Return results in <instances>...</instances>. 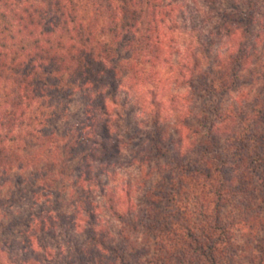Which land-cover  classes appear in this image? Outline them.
I'll list each match as a JSON object with an SVG mask.
<instances>
[{
    "label": "trees",
    "instance_id": "1",
    "mask_svg": "<svg viewBox=\"0 0 264 264\" xmlns=\"http://www.w3.org/2000/svg\"><path fill=\"white\" fill-rule=\"evenodd\" d=\"M179 8L164 0H0V188L15 186L16 204L32 188L28 214L4 211L2 231L24 229L0 235V264H264V69L255 55L264 14L258 21L249 2L220 15L235 44L207 68L200 57L211 58L213 39L196 29L198 49L179 67ZM164 68L189 90L166 98ZM244 80L261 82L249 110L222 107ZM121 95L146 112L149 129L128 122ZM73 97L82 117L59 136L50 126ZM126 151L156 177L143 204L130 189L117 198L101 179ZM62 154L81 158L72 185L87 196L73 215L41 207L56 179L40 169ZM95 190L118 229L97 218L88 198ZM62 220L71 239H82L68 254L59 249L63 263L49 244Z\"/></svg>",
    "mask_w": 264,
    "mask_h": 264
},
{
    "label": "rangeland",
    "instance_id": "2",
    "mask_svg": "<svg viewBox=\"0 0 264 264\" xmlns=\"http://www.w3.org/2000/svg\"><path fill=\"white\" fill-rule=\"evenodd\" d=\"M166 4L178 5L180 8L176 13L177 21L179 23V29H177L174 35V42L172 43L173 54H174V62L177 63L181 67L183 63H185V58L193 55L198 49V42L196 37V29L204 33V36L210 37L209 39H213V55L211 58H203L200 57V64L202 68H207L211 65V60L214 57L217 51L225 52L229 49L230 46L234 45L235 42L230 39L222 30L221 25V17L224 12H230L232 7L241 6L244 9L247 8V4L249 2L254 3L255 5V13L256 19L260 21L262 15L264 14V0H164ZM260 24L257 23L254 27L255 31H263L260 29ZM238 47V46H237ZM256 57L259 59V68L264 69V36L258 41V46H256ZM194 59V57L192 56ZM221 58V57H220ZM196 59V57H195ZM210 63V64H209ZM219 66V65H218ZM177 67V68H179ZM217 69H219L217 67ZM161 77L166 79L165 82L167 85L165 86V95L166 98L171 94H180L186 93L189 90L187 85H184L181 81L176 82L178 75L176 71H171L167 68L161 70ZM261 82H256L253 86H248L245 84V80L243 82V86L239 91L235 93L225 95L222 97V107H238L239 109L249 110L250 102L257 94V90L260 86ZM160 89V88H159ZM164 93V92H163ZM122 101H128V108L124 109L128 112V122L129 119H133V121H140L146 130L148 127V120L146 112L140 108V105L134 103L135 100L130 98L128 99L125 95H121ZM193 105L196 108V99L192 100ZM217 103L221 102V98L215 99ZM69 106L70 110L66 112L65 118L55 122L51 127V129L55 130V132L60 136L63 134L66 128L76 123L78 119L82 117L83 107L80 103V100L77 97H73L64 101ZM63 105V104H62ZM198 107H201L200 103H197ZM61 109V106H57ZM136 116V118H135ZM135 118V119H134ZM124 128L130 127L127 121L123 123ZM64 148V146H63ZM133 158V154L129 151H126L122 160H120L119 164H116L114 167L110 168V175H103L101 179L103 182L109 185V191L115 192L117 198L121 196H125V189H130L131 197L138 202L139 204H143L144 195L146 192L153 186V182L156 180L154 177L150 180L147 175L149 173V167L145 166L144 171H142L139 166L135 163L130 164ZM81 163V158H76L75 160H71L66 154H62L61 158H58V163L45 164L43 168H41L40 174L46 175L48 178L55 177V183H53V192L52 196L48 198V202L42 203L41 207L44 209L53 207L58 213H67L68 215H73L76 213L75 206L77 201L86 197L87 194H82L81 191L74 190L75 187L72 185V181L76 176V168ZM63 172V174H61ZM98 173V172H97ZM100 173V172H99ZM17 174V173H14ZM22 176H27L29 173H21ZM14 181L16 177H12ZM50 182H45L44 184L48 185ZM43 184V185H44ZM43 189L40 192L43 194H48V188L45 186H41ZM47 189L43 191L44 189ZM30 187L26 188V192L23 195L26 198H20V204H16L13 202V196L17 193V188L14 186L12 188L4 187L0 188V202L2 200H9V203L5 206V208L0 210V224L3 222L6 223L4 217V211L6 213H11L15 218H21L30 212V202L27 198L31 194ZM41 194V195H43ZM89 200L94 201L95 206L97 208V218L106 227L114 230L120 227V223L113 218L110 213L107 211L105 207V200L102 199L100 191L95 190L90 193L88 196ZM19 199V198H17ZM7 200V201H8ZM16 219V220H17ZM84 223V222H82ZM14 228L12 234L7 233L6 231H2L0 229L1 238L9 237L14 238L15 234L18 231L23 230V225H18ZM16 238V237H15ZM19 241L13 242V254L17 252L18 244L21 242V239L17 238ZM79 239L73 240L71 239L69 231L66 229V224L61 221L60 228L57 232L55 238L51 239L50 246L53 249V258L59 257L58 261L65 262L66 257H61L59 255V249L63 248L65 252L68 254L71 250H73L77 242H81ZM67 256V255H66ZM54 260V259H53ZM54 264V263H53ZM57 264V263H55Z\"/></svg>",
    "mask_w": 264,
    "mask_h": 264
}]
</instances>
